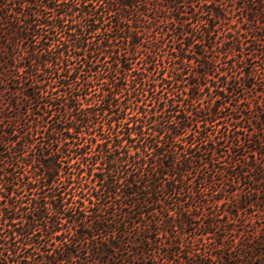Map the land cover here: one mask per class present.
Returning a JSON list of instances; mask_svg holds the SVG:
<instances>
[{
  "label": "trees",
  "instance_id": "trees-1",
  "mask_svg": "<svg viewBox=\"0 0 264 264\" xmlns=\"http://www.w3.org/2000/svg\"><path fill=\"white\" fill-rule=\"evenodd\" d=\"M152 1L0 0V120L13 118L11 131L0 136V264L181 260L175 256L186 245L153 235L187 234L197 203L208 205L201 192L218 171L213 161L222 155L220 139L246 136L235 126L238 115L230 116L222 136L205 126L233 99L235 82L229 84L219 64L244 53L245 36L223 27L229 25L223 0H202L221 5L206 10L208 18L181 10L185 0ZM194 1L187 0L192 7ZM258 3L264 7V0ZM147 9L163 11V19H146ZM153 31L144 45L141 36ZM166 34L171 45L162 42ZM214 37L222 38L212 44ZM138 46L143 64L131 66L126 54ZM164 59L165 73L159 68L166 67ZM179 63L195 64L198 81L187 80V92L176 85L184 74ZM213 68L217 80H211ZM204 89L211 104L193 108ZM254 127L255 138L230 141V160L241 143L244 160L251 151L264 156V120ZM252 168L264 192V165ZM195 217L206 229L215 225L212 213ZM232 247L239 250L227 248L232 263L264 264L263 240ZM190 249L188 264H208L211 254Z\"/></svg>",
  "mask_w": 264,
  "mask_h": 264
},
{
  "label": "rangeland",
  "instance_id": "rangeland-1",
  "mask_svg": "<svg viewBox=\"0 0 264 264\" xmlns=\"http://www.w3.org/2000/svg\"><path fill=\"white\" fill-rule=\"evenodd\" d=\"M223 1L225 4L223 8L226 9L224 12V21L228 22L229 24L224 25L223 27L228 28L231 33L239 32L245 36L243 45L244 53L242 55L236 53L234 55H228L224 59H220L219 66H221L223 71L226 73L225 76L229 81V84L235 82L236 90L234 95L231 97L233 99H231L230 104H227L226 107L220 109V113L218 114L220 118L216 119L217 122L215 121L213 123H207L205 126L207 127L208 132H212L213 130L217 136H222L221 133L225 134L224 132H226L227 129L231 128V120L234 119H231L230 116L232 115L234 118H236L238 115V119L234 120L236 122L235 126H242L243 128H238V132H243L246 134V136L241 137V141L238 139L239 137H236L235 134H232L233 138L220 139L222 140L220 147V150L222 151L220 154L222 155L220 157H216V159L213 161L215 167L218 168V171L211 173V182L205 185L200 184L201 186H205L201 192V198H203L206 203H208V205L202 206L203 202L201 203L197 201V207H195L192 211L193 215L191 217V220L193 221V225L188 228L187 234H180L179 236L174 237V234L176 233L171 232V234H173V236H171L169 235V232L171 230L168 229V231H166V236L169 235L167 239L165 235H153L157 237L161 243L163 241L170 243V240H176L178 242H181V244L186 245V247L182 248L180 253H176L175 258L178 257L181 260H174L172 264H188L187 261L190 262L191 260H184L187 250H191L190 248L199 247L207 251V254H211V257L207 256V260H205V262H207L208 264H234L232 263L233 260H230L231 254L227 249L228 247L231 248L230 250L235 251H232V254H236V251L239 250H236L234 247H232L236 243L240 244L252 241H264V192H262L263 183L260 182L259 177H257L256 180V177L254 175L256 174V170L252 168V166H254L256 163H258L259 165H264V156H261L260 158L258 154L254 153V151H251L248 152V154H250L251 156L244 160L241 154L244 153L246 146L241 143L239 146H233L232 156H234L233 158L236 161H232L230 160L228 148L231 140H238L239 142H243L250 137V134H253V137L255 138L257 136V133L253 131L255 129L254 126H260L262 120H264V35H261L264 34V30H261V28L264 29V7L262 8L261 6H259V0ZM234 1L236 2V4L234 5L235 8L231 6ZM152 2L155 1L153 0ZM161 2L166 3L165 0H161ZM194 4L195 6L192 7V5H189L187 0H185L184 2L180 3V9L186 10L188 12L194 10L195 13L200 15L202 18H208L209 12L206 13V10L219 9L221 7V5L219 4L207 5V3H204L202 0H195ZM146 11L148 14V16L145 17L146 19H149L151 16H153L154 19H163V11L159 12L158 10L154 9H147ZM138 24H141V22H139ZM150 25L154 26L152 24ZM151 29L153 28L150 27V30ZM153 33L154 31L152 33H145L143 34V36H141L140 39L143 41L144 45H149L147 40L152 41ZM193 34H196L195 30H193ZM256 34H260L262 36L260 37V40H254V36ZM137 38L138 37H136V39ZM221 38L214 37V39L210 41L213 42L212 44H216L217 42L221 41ZM170 40V34H166L162 38V42L168 43V45L172 44ZM125 45L124 46L127 48L131 46L129 42H125ZM134 49V54L127 52L126 56L128 59L126 62L131 64V66H142L143 62L140 57L143 56L145 51L140 50L144 48L138 46ZM169 49V47L165 48V50ZM121 52H123V50H121ZM160 62H162L161 65H164L166 67L163 68L162 66H160L159 68L163 70L164 73L167 72V68L169 66L168 59H164V61ZM235 63H238L239 66L236 69L234 68ZM178 65L183 68L184 74L181 77H178L176 85H178L177 88L179 92H187L190 85H188L186 81H198V78L194 76V72L196 71L195 64L192 63L187 66L181 65L179 63ZM96 69L98 70L99 67H96ZM244 72H252L253 75H250L247 78H243L241 75ZM258 72H260L261 75H258ZM232 74H236L238 78H236L235 80H231ZM216 75V68H213L211 80H217V78L215 77ZM257 76L260 78L259 80L262 81L261 84H256L258 82ZM224 80L223 83L226 82ZM221 81L222 80H220V82ZM245 82L246 85H244ZM99 85L100 83L98 82L95 83L91 88H89V90H91V93H89V95L87 96L88 98L91 97L94 88H97ZM208 91L209 90L204 89L202 92H199L200 95L198 96V99L193 103V108L197 109L200 107H208L209 104H211V101L213 99L208 95ZM184 96L185 95H182L181 98H184ZM2 102H4V100ZM180 102L187 103V101ZM191 102L192 100L188 101L189 104ZM13 113L14 112H12V114ZM10 121H13V118H1L0 136L11 131L13 126L10 125ZM237 136L242 135L237 133ZM253 143L254 141L251 142L250 145ZM253 156L257 158H254ZM202 176H204L202 173L198 174V177H196L195 179L196 185H199V181ZM202 212L213 214L214 218L210 219L215 223V225H213L210 229L204 228L201 224L202 221L198 220L195 217ZM166 213L170 215L172 211H168ZM160 218L162 219V217ZM215 218H218L219 222H217ZM140 234L143 235V232H141ZM188 234L194 236L196 239H200V241L198 240V242H188L189 238H186L188 237ZM221 238H223V240ZM220 244H224L225 247L220 249L219 247H217ZM168 248L175 249V247H170V245H168ZM258 248L259 247H256L257 250H259ZM163 249L166 250V247L162 248L160 252H162ZM153 251L158 250L152 249V251L150 252L153 253ZM192 258L194 259L192 261L199 262V257ZM116 261H118L120 264H131L127 263V260H112V263ZM156 261H158L157 264H168L169 260ZM243 261L246 262L250 260ZM252 261L253 260H251L250 262ZM138 262L139 263H137L136 261L134 264H152L153 260H138ZM64 264L71 263L65 262ZM85 264L93 263L85 262Z\"/></svg>",
  "mask_w": 264,
  "mask_h": 264
}]
</instances>
